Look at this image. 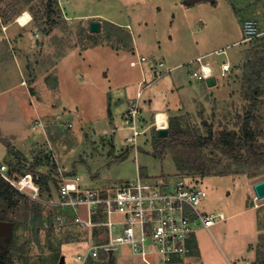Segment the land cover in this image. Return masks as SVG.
I'll return each mask as SVG.
<instances>
[{
  "label": "rangeland",
  "instance_id": "obj_1",
  "mask_svg": "<svg viewBox=\"0 0 264 264\" xmlns=\"http://www.w3.org/2000/svg\"><path fill=\"white\" fill-rule=\"evenodd\" d=\"M17 1L0 4L3 10L12 2L17 6L7 23L0 16V39L9 27V39L25 47L22 71L27 79V86L21 87L23 76L12 63L5 71L8 74L0 73L7 78L0 83V128L19 154L0 142V163L8 166L7 174L16 180L21 172L34 169L48 176L44 197L56 195L64 178L80 177L81 187L89 189L121 188L139 176L160 186L183 178L207 191L200 211L217 219L222 214L224 220L194 234L200 254L167 264H261L257 250L264 245L260 239L264 200L256 199L253 185L264 180V166L235 174L237 165L209 146L204 154L219 163L217 170L231 165L233 174L202 177L200 172L179 169L177 150L158 153L162 144L154 112L167 109L169 119L194 135L208 136L211 130L215 137L223 130L241 133L249 113L259 141L264 142V78L258 83L263 93L253 100L248 94L257 83L246 81L247 64L264 60V34L234 45L244 40L243 24L248 19L256 20L264 32V0ZM256 6L260 10L252 12ZM16 12L19 16L28 12L30 26L22 28ZM93 20L102 23L100 33L89 31ZM34 45L36 50L30 49ZM216 49L219 52L208 59L216 62L218 85L209 87L206 81L191 79L198 66L186 63ZM143 56L153 64L147 60L131 66ZM223 62L231 66L226 74L221 73ZM159 63L169 73L151 83L152 67ZM144 78L151 84L140 101L144 133L135 150L126 141L130 131L124 119ZM119 100L123 101L120 108ZM112 110L114 117L109 119ZM17 199L7 215L10 222H4L8 226L0 230V244L11 250L14 264H60L62 257L63 264H80L77 257L89 245L92 233L79 225L49 232L38 217L43 218L47 209L39 211L30 198ZM26 203L31 209L28 214ZM80 214L87 218L85 210ZM111 263L145 264L129 247L114 250L106 264Z\"/></svg>",
  "mask_w": 264,
  "mask_h": 264
},
{
  "label": "built area",
  "instance_id": "obj_2",
  "mask_svg": "<svg viewBox=\"0 0 264 264\" xmlns=\"http://www.w3.org/2000/svg\"><path fill=\"white\" fill-rule=\"evenodd\" d=\"M243 31L244 42L261 36L258 22L253 19L244 22ZM36 37L39 35L36 34ZM208 56H199L186 63L198 66L192 70L191 79L206 81L215 76ZM146 61V57H141L138 61H132L131 66L136 67ZM230 71V64L223 62L221 73ZM152 72L155 78L151 83H154L169 70L159 63L153 65ZM151 83H147L145 78L139 83L141 89L124 119L125 128L130 131L126 141L135 150L138 137L144 133L140 126V101ZM38 124L40 122L36 121L35 125ZM155 126L156 132L168 129L169 117L166 127L160 128L157 122ZM8 171V166L0 163L1 177L10 182L18 193L51 211L52 217L44 221L46 230L56 232L79 225L92 233L89 245L77 257L80 264L101 262L102 256L109 254L111 257L114 250L122 247H129L133 255L141 257L145 264L178 262L191 255V241L198 229L210 230L217 221L224 220L222 214L217 219L205 216L200 211L208 196L207 191L183 178L174 185L160 186L145 183L139 176L128 185L116 189L82 188L80 177L64 178L56 193H53L56 195L50 193L44 197L32 174L14 180L7 174ZM81 209L85 210L87 218L80 214Z\"/></svg>",
  "mask_w": 264,
  "mask_h": 264
},
{
  "label": "trees",
  "instance_id": "obj_3",
  "mask_svg": "<svg viewBox=\"0 0 264 264\" xmlns=\"http://www.w3.org/2000/svg\"><path fill=\"white\" fill-rule=\"evenodd\" d=\"M2 0H0L1 4ZM15 2H18L15 0ZM15 8L17 10V6L15 3L8 7V10H3L0 8V16L3 22L7 23L10 19L11 13ZM19 10V9H18ZM19 12H16V15L19 16ZM34 20V18H33ZM247 76L246 81L248 83L256 82L257 85L253 87L251 92L248 94L251 100L259 97L263 90L258 85L259 81L264 78V60L259 59L256 62H250L247 64ZM110 115V112H109ZM253 118L251 114L248 113L246 117V122L243 124L241 128V133L237 131H227L223 130L219 132L218 137H215L214 133L210 130L208 136L203 135H194L191 130L185 129L174 118L169 119V135L166 139L158 138V142H160L161 149L158 152L160 155L167 149L177 150L178 158L175 157V162L179 169H186L190 172H200L202 177L210 176L213 174L217 175H226L233 174L230 173L231 165L227 168L225 167L224 171H218L219 163L214 162L206 157L204 154L205 150L212 146L215 149L222 151V153L231 159L236 165L237 169H235V174H240L242 170L251 169V170H259L264 166V142L259 141V135L256 133L255 129L250 123V120ZM158 136V133L156 132ZM0 142L8 149L12 150L15 155H19L18 152H15V148L11 144L10 141L6 140L3 137V132L0 128ZM26 159V158H25ZM24 159V160H25ZM38 164L36 161L34 162V167ZM40 166V165H39ZM32 172H21L20 176L25 174H32L35 178L36 183L39 185L41 192L43 193L45 190L49 189L48 180L50 178L48 176H44L40 172H35L34 169ZM39 175V176H38ZM9 176L10 173H9ZM12 177V176H11ZM38 179V180H36ZM59 187V186H58ZM18 198H23L24 196L18 193L15 188L8 182L5 178L0 176V223L10 222L8 218V212L16 207L18 204ZM27 201H30L28 198L24 197ZM38 206V210L41 209L46 210L41 204L30 201ZM26 213L31 210L29 205L25 204ZM37 210V211H38ZM38 211V212H39ZM37 216V214H33ZM40 217V225H44V221L50 217H52L51 211L46 212ZM27 218V217H26ZM12 222V221H11ZM49 232L52 230H48ZM260 235V239L264 241V236ZM264 245H260L258 248V261L262 257L261 264H264ZM0 244V264H14L13 254H11V250L7 251ZM107 256V258H106ZM102 257L100 263L106 264L109 260V254ZM60 259V258H59ZM113 263V262H112ZM111 263V264H112ZM260 263V262H259Z\"/></svg>",
  "mask_w": 264,
  "mask_h": 264
},
{
  "label": "crops",
  "instance_id": "obj_4",
  "mask_svg": "<svg viewBox=\"0 0 264 264\" xmlns=\"http://www.w3.org/2000/svg\"><path fill=\"white\" fill-rule=\"evenodd\" d=\"M252 10V12H255V11H259L260 9H259V7L258 6H256V7H254L253 9H251ZM33 19V18H32ZM32 23V20L30 21V23L29 24H27L26 26H21V27H23V28H25V27H27V26H30V24ZM8 29H9V27L7 28V30H6V33H4L2 36L3 37H1L2 39H0V73H5V71H7V67L9 66V69H10V64L12 63L13 65H14V67L19 71V73L20 74H22V76H23V79H22V81H21V84H20V86L21 87H26L27 86V79H26V76L24 75V73H23V71H22V66H23V62H22V58H23V56H22V53H23V51H24V46H20L21 45V43L18 45V43L16 42V41H14L13 40V38L11 37V39L12 40H10L9 38H10V35L12 36V34L10 33V35L8 34ZM261 32V36L264 34V32H262V31H260ZM38 34V33H37ZM5 35H6V38H5ZM39 35V34H38ZM40 36V35H39ZM35 37H36V34H35ZM6 39V40H5ZM243 40V39H242ZM241 40V41H242ZM13 41V42H12ZM241 41H239V42H237V43H234V45H237V44H239V43H243L244 42V40L241 42ZM30 49H35L36 50V46L34 45V46H31L30 47ZM136 51V50H135ZM216 52H219L217 49L216 50H213V51H210L209 53H206V54H204V56H208V55H211V53H216ZM136 53V52H135ZM221 53V52H220ZM219 53V54H220ZM222 53H225V51H222ZM137 54V53H136ZM138 55V54H137ZM143 57H145V56H143ZM209 57V56H208ZM208 57H207V59H208ZM156 58H158V57H156ZM147 60H148V62H149V64L151 63V64H153L152 62H151V60H149L148 58H147ZM209 60V59H208ZM8 61V62H7ZM155 60H153V62H154ZM10 63V64H9ZM9 64V65H8ZM211 64H212V68H213V70H214V74H215V78H216V72H217V66H216V62H213V61H211ZM2 70V71H1ZM5 74H8V72H6ZM1 75V77H0V83L2 84V80L3 79H5L6 78V76L4 75V76H2V74H0ZM7 79V78H6ZM60 80V79H59ZM216 80H217V78H216ZM26 82V84L24 85V84H22L23 82ZM62 81L60 80V82H59V84H58V87L60 88V91H61V87H62V83H61ZM140 83V82H139ZM38 84V83H37ZM217 85H218V80H217ZM216 85V86H217ZM3 90V89H2ZM1 92H4V91H1ZM48 92H52V91H50V90H48ZM1 94V93H0ZM148 99H150V98H148ZM150 102H152L151 101V99L149 100ZM122 100H119L116 104L119 106V108L121 107V105L123 106V104H122ZM37 110H39V106H37ZM42 110V109H41ZM148 111V110H147ZM146 112V111H145ZM149 112H153V111H149ZM159 112H164V113H166V114H168V113H170V111L169 110H167V109H161V110H158V111H156V112H154L155 114H158ZM112 114H113V117H114V113H113V110L112 111H110V117H109V119H111L112 118ZM145 114V113H144ZM148 114V113H147ZM168 116V115H167ZM103 122H105L106 123V121H102L101 123H103ZM108 122V121H107ZM100 123V124H101ZM252 208H255V207H252ZM191 249H192V253H191V255L192 254H196V256H197V254H200V245H199V242L196 240L195 241V238H194V236H193V238H192V241H191ZM104 256H106V255H104ZM104 256H102V257H104ZM112 256H114V254L112 255L111 254V257ZM111 257H109V260H110V258ZM195 257V256H194ZM106 258H107V256H106ZM108 260V261H109ZM182 261V260H181ZM178 262H180V261H178ZM64 263V262H63ZM63 263H60V264H63ZM98 263H100V262H98Z\"/></svg>",
  "mask_w": 264,
  "mask_h": 264
},
{
  "label": "water",
  "instance_id": "obj_5",
  "mask_svg": "<svg viewBox=\"0 0 264 264\" xmlns=\"http://www.w3.org/2000/svg\"><path fill=\"white\" fill-rule=\"evenodd\" d=\"M203 0H192L191 3L199 2ZM212 1V0H211ZM102 30V23L97 20H93L89 24V31L91 33H100ZM209 87H214L217 85V80L215 76L210 77L206 80ZM158 137L161 139H166L169 135V129H161L158 132ZM254 194L257 200H264V180L253 185ZM8 226L7 223H0V230H5ZM64 262V257L61 258V263Z\"/></svg>",
  "mask_w": 264,
  "mask_h": 264
},
{
  "label": "bare ground",
  "instance_id": "obj_6",
  "mask_svg": "<svg viewBox=\"0 0 264 264\" xmlns=\"http://www.w3.org/2000/svg\"><path fill=\"white\" fill-rule=\"evenodd\" d=\"M30 21H31V16H30V14L28 12H25V13L21 14L17 18V23H19V25H21L23 27L26 26L27 24H29ZM167 117H168L167 114L163 113V112H159L157 114L156 122L160 126V128H163L164 126L166 127V125H167Z\"/></svg>",
  "mask_w": 264,
  "mask_h": 264
}]
</instances>
